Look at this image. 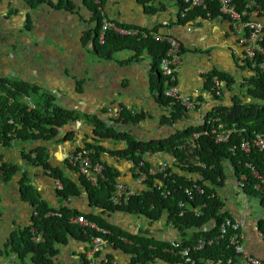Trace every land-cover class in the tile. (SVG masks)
I'll return each mask as SVG.
<instances>
[{
	"label": "crops",
	"instance_id": "1",
	"mask_svg": "<svg viewBox=\"0 0 264 264\" xmlns=\"http://www.w3.org/2000/svg\"><path fill=\"white\" fill-rule=\"evenodd\" d=\"M50 2L55 5L57 0ZM50 2L30 8L24 0H0V79L22 81L36 86L39 94L53 95L57 107L74 113L75 120L58 128L56 138L48 141H13L7 147L0 146V168L4 164H13L19 168L18 174L25 172L38 196L50 209L67 208L96 215L100 210L90 203L83 188L79 187L82 192L79 197L62 200L48 171L28 163L24 155L31 154L33 159L35 149L44 147L48 164L79 184V175L66 161L78 146H96L98 143L112 151L125 148L124 142L101 140L96 136L94 122L125 131L137 141L166 139L185 128L201 125L217 104L230 106L233 97L242 95L237 88H241L253 71L242 58L244 46L239 42L240 34L233 31L224 16L193 13L186 22L179 23V6L174 0L156 1L152 6L161 8V11L154 14L148 13L138 0H101L103 15L108 19L125 26L170 34L180 41L182 63L177 85L183 94L195 98L198 106L188 111L185 120L168 125L163 118L169 111L157 102L150 88L152 74L148 55L141 53L125 65L119 62L129 60L133 52L122 50L114 52L111 59L101 58L93 51L94 33L91 30L96 22L92 19L91 7L84 0H69L70 10L63 6L55 8ZM259 20L264 24V14ZM214 72L233 78L230 86H221L220 101L204 89L205 76ZM119 109L131 115L141 114L142 118L136 123L122 124L111 120L113 112ZM99 158L116 171L118 182L141 188L134 182L129 161L108 152H102ZM159 159L166 160L173 167L175 158L171 153L152 155L150 163L155 164ZM17 175L9 181L0 180V264H31L28 258L19 260L14 254L8 256L4 253L10 235L30 226L34 216L33 205L21 200L20 177ZM234 175L233 169L227 166L224 182L217 188L224 203L223 212L240 220L247 252L264 261V236L260 229L264 207L259 206L262 211L253 216L233 198L231 193L234 191L230 186L236 183ZM114 213L121 212H107L104 220L129 234L163 243L181 240L165 216L156 221L148 220L151 230L142 231L119 222L112 216ZM162 218L165 224H161ZM57 248L59 253L53 264H85L82 256L85 258L87 243L69 239L66 245ZM107 256H111L116 264H129L132 260L131 254L113 247H107L100 254L104 260ZM156 262L167 264L162 260L151 264Z\"/></svg>",
	"mask_w": 264,
	"mask_h": 264
},
{
	"label": "trees",
	"instance_id": "2",
	"mask_svg": "<svg viewBox=\"0 0 264 264\" xmlns=\"http://www.w3.org/2000/svg\"><path fill=\"white\" fill-rule=\"evenodd\" d=\"M30 8H37L43 3L50 0H24ZM148 13H157L161 8L152 6L158 0H138ZM249 0H236V4L241 6ZM264 9V0H254ZM84 3L91 7L92 19L95 20L96 26L91 30L94 33L93 51L101 58L111 59L112 54L117 51L128 50L134 55L124 62L122 65L131 63L141 53H146L151 59V82L150 88L156 95L157 102L168 109V115L164 116L163 122L172 125L178 121L185 120L188 111L179 103L166 99L163 96V77L160 73V61L164 57L167 44L165 42H155L152 39L140 40L132 38L119 37L109 34L106 37L104 45L97 42L100 16L96 11V7L92 5L90 0H84ZM50 4H52L50 2ZM180 4V3H179ZM55 8H64L70 10L71 4L69 0H57ZM183 6H179L182 10ZM193 13L206 15L210 17L218 15L214 4L207 6V10L193 9L188 12L184 19H179V23L187 21ZM156 32V30H152ZM264 45V41H263ZM182 50V49H181ZM260 60V59H259ZM253 75L245 79L241 87L245 88V93L241 96L232 98L230 106L222 103L217 104L205 117L216 116L221 123L228 128L235 127L245 129V136L252 132H264V70H256ZM217 76L220 80L226 82L230 86L233 78L222 73H212L205 76L204 89L211 93L215 100L220 101L221 96H216L213 90L212 77ZM27 96L32 99L35 108L28 110L27 104L23 101V97ZM249 98L250 101H245ZM121 116L123 123L139 122L142 118L141 114L132 116L127 111H122ZM75 120V114L63 110L55 104V97L51 94H39L36 86L27 84L22 81H7L0 79V146L7 147L13 141L34 142L48 141L56 138L57 129ZM215 125L217 123H214ZM95 135L101 140L121 141L125 143V148L120 151H112L105 149L97 143L86 144V148L92 151L91 158L93 161H100V154L108 152V154L130 160L135 163L142 161L144 155L149 152L155 154L158 152L171 153L175 160L172 166L179 170L182 174H199L203 178V182L197 181L198 185L204 189V194L195 195V203L191 206L205 205L200 208L198 216L188 208H179L180 201L188 202L179 186L188 187L185 177L176 176V184L165 183L171 190V196L163 198L159 191L148 188L144 192L134 196L125 206H113L109 202V198L114 191L117 181L116 171L107 166L105 163L104 178L100 179L95 186L91 185L83 176L78 177V183L74 182L70 177L65 175L60 169L51 167L47 162V152L44 147L36 148L35 157L24 155V159L34 166H41L43 170L48 171V175L57 179L62 184V190L57 191L58 196L63 200L72 197H79L81 190L87 194L90 203L100 212L96 215L92 213L81 214L75 210L67 208H59L57 211L50 209L44 200L38 196L34 187L30 184L31 179L27 174L22 173L19 180V193L21 200L29 202L34 207V216L31 219V225L14 231L5 247V255L14 254L19 260L28 258L31 264H53L54 258L58 255V246L66 245L69 239H73L83 243H90L92 236L97 234L87 228L80 227L69 222V219L76 216H83L89 221L97 224L98 227L108 229L110 235L105 237L113 244L114 249L122 250L131 254L132 260L129 264H151L156 260L165 261L167 264H176L180 261V256L176 251L175 255L167 254L164 249L169 247L168 243L157 242L151 238H144L140 235L129 234L123 229L112 226L107 223L103 216L107 212H121L129 215H137L146 217L150 221L159 220L165 216V219L177 231L178 237L181 239V246L194 245L198 240H213L212 245L206 246L200 252L192 253L197 264H225L227 259L236 261V255L233 248L229 245V237L226 236L220 241H215L219 236V225L228 215L223 212L224 203L219 195L217 188L222 186L225 179V168L230 166L235 177L238 178L241 173L246 174V180L243 184V193L253 194L259 200H262L261 206L264 207V185L259 190L254 189V185L261 183L260 180L251 176L250 170L244 168L246 163L251 164L262 179H264V157L257 150H252L250 154L237 151L235 154L229 151L225 144H216L210 135V126L202 123L199 126L188 127L182 131L176 132L169 138L151 141H137L125 131H117L113 128L105 127L102 123L94 122ZM208 131L202 134L197 140L198 149L191 152L188 140L193 133ZM70 137H66V139ZM68 139V140H69ZM192 156L200 163L205 165V169H201L194 164L188 163L187 159ZM0 180L9 181L19 172V168L13 164H4L1 166ZM151 185V184H149ZM215 194L210 197L211 194ZM181 211L183 214L180 215ZM49 213H53L49 215ZM57 214L60 215L57 216ZM213 224V227L205 231L204 228ZM264 224V220L260 222V226ZM262 232V231H261ZM264 236V232H262ZM35 237L42 240L36 242ZM124 238L129 243L120 240ZM84 263L87 264L85 258ZM238 260V258H237ZM113 258L107 256L105 264H114Z\"/></svg>",
	"mask_w": 264,
	"mask_h": 264
},
{
	"label": "built area",
	"instance_id": "3",
	"mask_svg": "<svg viewBox=\"0 0 264 264\" xmlns=\"http://www.w3.org/2000/svg\"><path fill=\"white\" fill-rule=\"evenodd\" d=\"M178 6H183L180 9L178 17L184 19L188 12L193 9L207 10V6L215 3L218 15L226 17L230 23L233 31L240 34L239 42L244 46V54L242 58L247 63L251 71L264 70V24L259 20L260 16L264 14V9L258 5L254 0H249L246 3L238 6L236 0H174ZM93 4L96 5L97 12L100 16L99 32L97 42L99 45H104L106 37L109 34H114L119 37L132 38L137 41L152 39L155 42H165L167 49L164 57L160 61V73L163 77V96L166 99H171L187 111L196 109L198 102L195 98L190 95L183 94L177 85V74L179 72L182 63V45L178 39L171 36L170 34H161L154 32L150 29H141L134 26H125L118 22L112 21L103 15V10L100 5V0H92ZM180 3V4H179ZM206 16L210 17L209 13ZM260 59V60H259ZM213 90L216 96H221V86L225 85L226 82L220 80L217 76L212 77ZM28 110H33L34 105L29 98H25ZM111 111V110H110ZM122 110H116L111 115V120L115 122H124L121 116ZM136 114H132L135 116ZM203 123L210 126L209 133L213 137L216 144L229 145V151L235 154L237 151L245 154H250L252 150H257L263 154L264 157V132H252L250 135L245 136V129H238L233 127L228 128L225 124L221 123L216 116L204 119ZM214 123H217L216 125ZM208 131L193 133L188 140L189 148L191 152L196 151L199 147L197 140L202 134H207ZM164 153L158 152L157 155ZM92 151L88 150L86 146H78L72 153L66 157L68 166L76 172L77 175L83 176L91 185L95 186L100 179L104 178L105 166L101 161H93L91 158ZM147 152L144 155L142 161L137 163L129 161L130 166L133 169L134 182L137 186L141 187L136 189L128 186L124 183L117 182L112 192L109 202L116 207L125 206L129 203L130 199L138 194L144 192L148 188H152L160 192L163 198L171 196V190L166 186L165 183L176 184V176H184L191 185L188 187L179 186V189L183 191L186 200L188 202L180 201L178 207L188 208L194 212L195 216H198L200 208H204L205 205L191 206L195 203V195H203L204 189L198 185L197 181L203 182V178L199 174H182L179 170L171 167L170 164L163 159H159L155 164L150 163L152 155ZM187 159L188 163L194 164L201 169H205V165L200 163L194 157L189 156ZM231 168V167H230ZM244 168L249 169L251 176L255 179L260 180L261 183L254 185L255 190H259L264 185V179L261 178L258 171L249 163L244 165ZM236 176V175H234ZM236 178V177H235ZM246 180V174L241 173L236 178V185L238 191L245 197L243 193V182ZM151 184V185H149ZM54 186L57 191L62 190V184L59 180L54 179ZM242 190V191H241ZM215 194H211L213 197ZM217 195L218 191H217ZM220 196V195H219ZM258 199V205L261 206L262 200ZM264 201V200H263ZM53 213H49L52 215ZM183 214L181 211L180 215ZM57 216L60 217L59 214ZM148 220L146 217H144ZM150 221V220H149ZM72 224H77L83 228H87L96 233V236H92L90 243H87L85 251V258L87 264H105L106 260L100 258V254L107 247H112L105 237L111 233L108 229L98 227L96 223L83 218V216H76L69 219ZM213 227V224L205 227L204 230L208 231ZM220 234L215 238V241H220L224 237H229V245L233 248L234 253L238 260L233 262L232 259H227L225 264H264V261L251 256L244 245V231L240 220L232 217H225L219 225ZM126 242V239L119 238ZM36 242L41 241L40 237H35ZM213 240H198L194 245L181 246L179 240L169 241V247L164 249L167 254L175 255L176 251L180 256V261L176 264H197L192 256L194 252L202 251L206 246L212 245ZM99 258V259H98ZM116 264L115 262H113ZM137 264V263H134Z\"/></svg>",
	"mask_w": 264,
	"mask_h": 264
},
{
	"label": "rangeland",
	"instance_id": "4",
	"mask_svg": "<svg viewBox=\"0 0 264 264\" xmlns=\"http://www.w3.org/2000/svg\"><path fill=\"white\" fill-rule=\"evenodd\" d=\"M237 89L239 90L240 93H242V94L245 93V88L241 87V88H237ZM221 92L223 93L222 88H221ZM237 96H239V95H237ZM244 100L250 101L249 98H245ZM230 188H232L231 190L234 191L231 193V195L233 196L234 199H236L238 201V203L241 206H244L246 208V210H248V212L251 213L253 216H257L259 214V210H261V209L259 208L258 199L255 195L246 194L245 197H243V195H241L240 192L238 191V189L236 187V183L235 184L232 183ZM112 216L114 218H116L119 222L124 223L128 227L133 226V227L137 228L138 230H142V231H144V229L145 230L146 229L151 230V228L147 225L148 220H146L144 217L135 216V215L134 216H132V215H125L124 216L122 213H114V214H112ZM161 224H165L164 219L161 221ZM260 229L262 232H264V224L261 225ZM154 264H160V263L156 262Z\"/></svg>",
	"mask_w": 264,
	"mask_h": 264
},
{
	"label": "clouds",
	"instance_id": "5",
	"mask_svg": "<svg viewBox=\"0 0 264 264\" xmlns=\"http://www.w3.org/2000/svg\"><path fill=\"white\" fill-rule=\"evenodd\" d=\"M91 2H92V0H90ZM101 1V0H100ZM93 4V3H92ZM94 5V4H93ZM100 5H101V3H100ZM95 7H96V5H94ZM96 11H97V8H96ZM25 98H29L30 99V101L33 103V105H34V108H35V104H34V102L32 101V99L30 98V97H27V96H24L23 97V101L26 103V100H25ZM27 104V103H26ZM27 108H28V106H27ZM29 111H31V110H29ZM18 177H20L21 175L20 174H18L17 175ZM77 225V224H76ZM79 226V225H78ZM81 227V226H80Z\"/></svg>",
	"mask_w": 264,
	"mask_h": 264
},
{
	"label": "water",
	"instance_id": "6",
	"mask_svg": "<svg viewBox=\"0 0 264 264\" xmlns=\"http://www.w3.org/2000/svg\"><path fill=\"white\" fill-rule=\"evenodd\" d=\"M234 178H235V176H234Z\"/></svg>",
	"mask_w": 264,
	"mask_h": 264
}]
</instances>
